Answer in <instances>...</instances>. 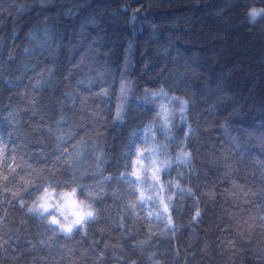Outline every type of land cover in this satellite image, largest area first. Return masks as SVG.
Here are the masks:
<instances>
[{
    "label": "trees",
    "instance_id": "trees-1",
    "mask_svg": "<svg viewBox=\"0 0 264 264\" xmlns=\"http://www.w3.org/2000/svg\"><path fill=\"white\" fill-rule=\"evenodd\" d=\"M0 264H264V0H0Z\"/></svg>",
    "mask_w": 264,
    "mask_h": 264
},
{
    "label": "snow or ice",
    "instance_id": "snow-or-ice-1",
    "mask_svg": "<svg viewBox=\"0 0 264 264\" xmlns=\"http://www.w3.org/2000/svg\"><path fill=\"white\" fill-rule=\"evenodd\" d=\"M252 17L255 18L259 13L253 12ZM154 96H165L166 94L163 93L161 90L160 93H153ZM162 111L167 113V110L164 108V106H161ZM181 111H183V106L181 107ZM166 119V117H165ZM141 159H145L146 157H143V154H139ZM187 156V153L184 154ZM139 163V159L137 161ZM134 171L132 175H135L137 179H139V173ZM163 170L165 173L168 171V166L166 164H162L161 168H157L154 173V179L156 181H159L160 176L158 173ZM123 178V177H122ZM59 186V185H57ZM41 185H36L34 190L40 191ZM80 191L81 194L86 190V186L84 185H78L77 187L71 188V191H65L61 193H55V189L52 191H49L48 187H43V193L36 197V200L34 201V207L30 208V212H37L39 209V215L44 216V214H48V218L50 220L51 225H58L60 229H62L65 233H73L74 230H77V226L82 228L86 223H88L90 220H94L96 217L94 216L93 211L89 210L91 205L86 200H78L77 192ZM31 195V193H29ZM89 196H91V193H89ZM141 196H143V193H141ZM59 200V203L53 204L51 201L53 199ZM170 199V198H169ZM163 203V201H162ZM23 206V205H22ZM164 211H168V205H164ZM55 213H59L60 216H63L65 220H68V216L71 215L74 217V219L68 221V223L65 225L64 223H61L60 220L57 218ZM197 216L200 215L199 212L196 213ZM171 217H169V224H171ZM54 230V229H53Z\"/></svg>",
    "mask_w": 264,
    "mask_h": 264
},
{
    "label": "rangeland",
    "instance_id": "rangeland-1",
    "mask_svg": "<svg viewBox=\"0 0 264 264\" xmlns=\"http://www.w3.org/2000/svg\"><path fill=\"white\" fill-rule=\"evenodd\" d=\"M139 170V169H138ZM53 189H49V191H52ZM61 192H65V191H57V190H55V193H61ZM43 193V192H42ZM41 193V194H42ZM40 194V195H41ZM78 200H81L80 198H78V196L76 197ZM36 200V199H35ZM34 200V201H35ZM34 201L29 205V209L30 208H32V207H34L35 205H34ZM53 204H55V203H59V200H57V199H53L52 201H51ZM89 203V202H88ZM90 204V203H89ZM92 207V206H91ZM90 207V209L89 210H91L92 208ZM92 211H93V213H94V209H92ZM39 212H40V210L38 209L37 210V212H35V213H38L39 214ZM95 214V213H94ZM55 215L57 216V218L60 220V222L61 223H64L65 225L68 223V221H70V220H72V219H74V217H72L71 215H69L68 216V220H65L64 219V217L63 216H60L59 215V213H55ZM44 216L46 217V219H47V221L50 223V220H49V218H48V214H44ZM54 226H56L59 230H61L62 232H64L62 229H60L59 228V226L58 225H54ZM85 226V225H84ZM84 226L81 228V229H83L84 228ZM80 227L79 226H77V229H79ZM75 231V230H74ZM65 233V232H64Z\"/></svg>",
    "mask_w": 264,
    "mask_h": 264
}]
</instances>
